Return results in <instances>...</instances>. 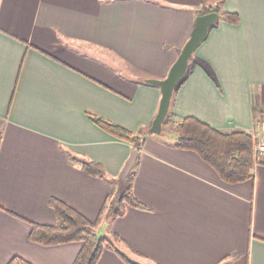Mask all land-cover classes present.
Returning <instances> with one entry per match:
<instances>
[{
	"label": "crops",
	"instance_id": "crops-1",
	"mask_svg": "<svg viewBox=\"0 0 264 264\" xmlns=\"http://www.w3.org/2000/svg\"><path fill=\"white\" fill-rule=\"evenodd\" d=\"M215 0H0V264H73L82 241L42 244L33 223L54 224L59 198L116 249L96 264H264V163L225 181L164 122L142 146L109 133L90 114L132 132L150 127L164 78ZM222 16L174 93L176 122L254 130L264 116V0H222ZM144 207L113 214L121 173ZM79 160L104 166L103 177ZM119 200V199H118ZM117 200V202H118Z\"/></svg>",
	"mask_w": 264,
	"mask_h": 264
},
{
	"label": "trees",
	"instance_id": "trees-1",
	"mask_svg": "<svg viewBox=\"0 0 264 264\" xmlns=\"http://www.w3.org/2000/svg\"><path fill=\"white\" fill-rule=\"evenodd\" d=\"M222 0H215L206 5L199 14L209 11H217L224 19L238 23L239 14L223 10ZM193 58V57H192ZM191 58V59H192ZM175 93L173 94L170 109L165 122L176 134V144L183 148L196 150L203 159L212 164L221 177L227 182H239L250 179L254 176L256 165L253 134L243 129L231 131L222 130L211 126L195 116H187L176 122L172 108ZM90 118L100 127L109 133L123 140L132 142L140 147L149 134L148 127L138 132L120 126L101 116L89 115ZM82 168L92 175L103 177L104 166L93 160H79ZM124 191L119 193L120 198L114 205L113 214H121L125 211V204L144 207V204L137 199L132 191L131 178L127 182L122 180ZM51 204L57 214V222L54 224L33 223L30 238L42 244H58L69 241H82L80 249L73 264H96L102 251L105 248L116 249L112 238L98 232L97 226L100 217L93 221L82 212L72 207L59 198H52ZM7 264H34L22 256H13Z\"/></svg>",
	"mask_w": 264,
	"mask_h": 264
},
{
	"label": "water",
	"instance_id": "water-1",
	"mask_svg": "<svg viewBox=\"0 0 264 264\" xmlns=\"http://www.w3.org/2000/svg\"><path fill=\"white\" fill-rule=\"evenodd\" d=\"M220 14L217 11H209L206 13L199 14L196 17L194 28L191 32L189 39L182 48L178 58L171 66L168 74L164 78H147L146 81L157 85L160 87L162 96L159 105V109L152 121L151 126L148 128L150 133H160L162 131L164 122L168 115L171 100L174 94V91L178 84L186 76L189 68V63L191 58L194 55V52L201 44L202 41L208 36L210 27L214 25L219 20ZM138 157V149L133 150L129 160L127 161L122 173L121 180L126 183L127 177L134 166ZM124 188L121 187L120 192L122 193ZM120 198V195L115 198L114 203H117V200ZM114 204V205H115Z\"/></svg>",
	"mask_w": 264,
	"mask_h": 264
},
{
	"label": "built area",
	"instance_id": "built-area-1",
	"mask_svg": "<svg viewBox=\"0 0 264 264\" xmlns=\"http://www.w3.org/2000/svg\"><path fill=\"white\" fill-rule=\"evenodd\" d=\"M256 128V129H255ZM254 128V131L259 130L256 126ZM262 129H264V121L262 122V126L260 127ZM259 134V133H258ZM254 153H255V157L256 159L260 162V163H264V135L261 138V140H258L255 143L254 146Z\"/></svg>",
	"mask_w": 264,
	"mask_h": 264
},
{
	"label": "rangeland",
	"instance_id": "rangeland-1",
	"mask_svg": "<svg viewBox=\"0 0 264 264\" xmlns=\"http://www.w3.org/2000/svg\"><path fill=\"white\" fill-rule=\"evenodd\" d=\"M264 121V116H261L259 117L257 120H256V127L259 129L257 131H254L252 130V132H250L251 134H253L254 138H255V143L258 141V140H261V138L263 137L264 135V129L260 128L262 126V122ZM255 128V127H254ZM256 129V128H255ZM249 132V131H248ZM259 133V134H258ZM255 146V145H254ZM255 160L257 163H260L256 157H255Z\"/></svg>",
	"mask_w": 264,
	"mask_h": 264
}]
</instances>
